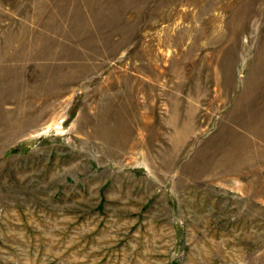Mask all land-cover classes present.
Here are the masks:
<instances>
[{
  "label": "rangeland",
  "instance_id": "1",
  "mask_svg": "<svg viewBox=\"0 0 264 264\" xmlns=\"http://www.w3.org/2000/svg\"><path fill=\"white\" fill-rule=\"evenodd\" d=\"M0 264H264V0H0Z\"/></svg>",
  "mask_w": 264,
  "mask_h": 264
}]
</instances>
